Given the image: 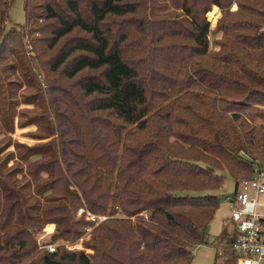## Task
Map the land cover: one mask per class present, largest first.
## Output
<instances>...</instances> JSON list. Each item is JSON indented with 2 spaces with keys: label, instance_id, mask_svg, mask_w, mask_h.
<instances>
[{
  "label": "trees",
  "instance_id": "1",
  "mask_svg": "<svg viewBox=\"0 0 264 264\" xmlns=\"http://www.w3.org/2000/svg\"><path fill=\"white\" fill-rule=\"evenodd\" d=\"M12 1L0 0V131L14 116L8 77L32 80L37 57L53 52L49 72L81 94L55 92L67 110L83 105L85 124L29 148L50 158L36 195L58 193L63 216L22 213L0 264H193L221 201L210 192L224 173L236 182L264 164V0H24L26 24L7 28ZM79 209L107 217L85 244L92 253L58 248L26 262L37 249L29 227L55 223L57 239L75 241L76 227L95 225ZM214 264L236 258L226 250Z\"/></svg>",
  "mask_w": 264,
  "mask_h": 264
},
{
  "label": "rangeland",
  "instance_id": "2",
  "mask_svg": "<svg viewBox=\"0 0 264 264\" xmlns=\"http://www.w3.org/2000/svg\"><path fill=\"white\" fill-rule=\"evenodd\" d=\"M143 5L147 7L146 0H143ZM214 8L209 14L207 13L208 15L206 14L211 28L215 27L220 17L219 9ZM8 16L7 28L24 26L26 24L24 0H13ZM220 37L221 34H217L215 39L218 40ZM23 45L29 52L27 55L33 59L34 53L28 45V41L25 40ZM39 46L41 47V44ZM210 48L213 51L218 50L216 45H211ZM53 56L54 52L44 53V56L37 57V72L25 76V79L32 78V80L24 82V77L20 72L19 75L8 77L6 81L16 83L7 87L13 93L7 95L5 100V106L9 105L10 112L14 115L11 131H0V162H2L0 167V242L4 241L7 235L10 236L15 232L14 229L9 228V225L18 222L22 216L35 217L43 212L46 217L53 220L55 217L63 216L62 213H57L56 205L60 201L52 200L55 196H60L58 193L45 192L42 196H37L35 191L36 185H45L49 181L46 173L38 174L36 170L38 166H44V163L49 162L50 158L47 156L41 158L29 151V148H41L45 143L56 139V136H64L63 132H66L65 136L76 134L85 124L83 105L67 110L61 102L68 99L60 98L55 92L58 86H62L68 92L76 95L77 99L81 94L78 88L73 85L74 81L60 82L57 75L49 72L46 64H49V60ZM34 75L35 77H32ZM89 100L90 98L87 99V101ZM81 112L83 113L82 117ZM223 176L224 180L220 189L210 192V194L217 195L221 201L206 229L207 244L193 249V264H214L216 254L220 251L225 253L228 250L232 227L229 219L230 209L225 198L234 193L236 182L227 173H224ZM14 205L15 207H13ZM83 208L86 209L85 206ZM96 226H88L86 229L81 226L76 227L80 231L83 230L84 234L72 242L56 238L60 229H57L55 223L29 227L33 231L37 249L27 257L26 262L37 260L41 254L48 252L47 247L50 245H53L55 249L61 248L67 251H82L85 254H91L92 252L86 249L85 244L91 239L90 233Z\"/></svg>",
  "mask_w": 264,
  "mask_h": 264
},
{
  "label": "built area",
  "instance_id": "3",
  "mask_svg": "<svg viewBox=\"0 0 264 264\" xmlns=\"http://www.w3.org/2000/svg\"><path fill=\"white\" fill-rule=\"evenodd\" d=\"M225 200L232 227L228 251L236 264H264V164H255L249 178L236 181L234 193ZM76 216L95 225L104 220L85 209H79ZM47 250L53 253L55 247L50 245ZM223 253L218 252L219 256Z\"/></svg>",
  "mask_w": 264,
  "mask_h": 264
},
{
  "label": "crops",
  "instance_id": "4",
  "mask_svg": "<svg viewBox=\"0 0 264 264\" xmlns=\"http://www.w3.org/2000/svg\"><path fill=\"white\" fill-rule=\"evenodd\" d=\"M218 15H219V13H218ZM198 247H200V246H198Z\"/></svg>",
  "mask_w": 264,
  "mask_h": 264
},
{
  "label": "bare ground",
  "instance_id": "5",
  "mask_svg": "<svg viewBox=\"0 0 264 264\" xmlns=\"http://www.w3.org/2000/svg\"><path fill=\"white\" fill-rule=\"evenodd\" d=\"M233 9H235V7Z\"/></svg>",
  "mask_w": 264,
  "mask_h": 264
}]
</instances>
